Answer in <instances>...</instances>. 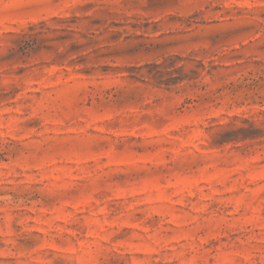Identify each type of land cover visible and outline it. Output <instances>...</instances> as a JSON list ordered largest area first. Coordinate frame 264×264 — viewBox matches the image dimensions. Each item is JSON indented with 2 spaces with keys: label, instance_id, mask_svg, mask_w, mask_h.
I'll use <instances>...</instances> for the list:
<instances>
[{
  "label": "rangeland",
  "instance_id": "obj_1",
  "mask_svg": "<svg viewBox=\"0 0 264 264\" xmlns=\"http://www.w3.org/2000/svg\"><path fill=\"white\" fill-rule=\"evenodd\" d=\"M0 264H264V0H0Z\"/></svg>",
  "mask_w": 264,
  "mask_h": 264
}]
</instances>
